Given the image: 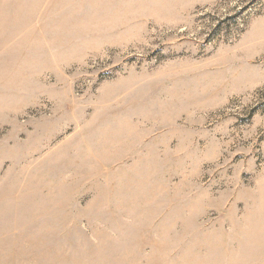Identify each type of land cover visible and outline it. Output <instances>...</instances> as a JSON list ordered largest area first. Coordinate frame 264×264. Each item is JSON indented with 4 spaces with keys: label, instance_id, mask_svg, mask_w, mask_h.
I'll use <instances>...</instances> for the list:
<instances>
[{
    "label": "rangeland",
    "instance_id": "1",
    "mask_svg": "<svg viewBox=\"0 0 264 264\" xmlns=\"http://www.w3.org/2000/svg\"><path fill=\"white\" fill-rule=\"evenodd\" d=\"M0 264H264V0H0Z\"/></svg>",
    "mask_w": 264,
    "mask_h": 264
}]
</instances>
